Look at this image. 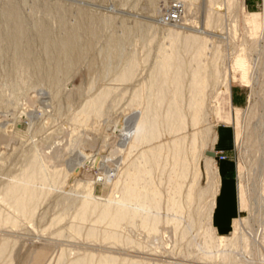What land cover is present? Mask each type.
<instances>
[{"label":"rangeland","instance_id":"1","mask_svg":"<svg viewBox=\"0 0 264 264\" xmlns=\"http://www.w3.org/2000/svg\"><path fill=\"white\" fill-rule=\"evenodd\" d=\"M140 1L143 2V0ZM140 1L0 0V209L4 213L14 215L20 223L14 228L9 225L0 226V239H8V246L0 256V264H70L79 258H85L84 264H98V259L104 255L117 258V264L131 258L157 264H258L259 257L264 258V199L260 200V196L264 197V138L261 139L262 151L256 152L254 148L249 150L246 156L245 154L243 156L241 151L242 147L249 144L246 142L251 135L249 131L253 128L252 134L256 133L255 125L262 128L259 132H264V0L213 1L216 9L213 14L214 25L212 23V28L208 29L212 36L207 42L209 48L207 63L210 62L218 47H221L223 54L218 65L222 73L217 81L210 76L211 82L206 88L205 117L202 121L203 130L201 129L203 134L197 136L199 152L196 156H192L187 149L186 155L191 164V172L184 184L181 197L184 201L194 179V167H196L194 165L198 163L202 175L195 189L198 192L204 188L208 192L201 202H194L189 209L195 213L194 215L198 212L202 217V213L208 209L215 191L213 189H216L213 183L214 177H208L205 171L206 157H209L205 153L214 151L216 154L218 152L226 154L227 158L223 160H219L217 155L213 158L216 159L218 166L230 165L233 168L234 180L236 184L239 183L238 200L241 208L238 214L241 219L236 224L246 219L243 225L247 223L251 229L253 228L252 230H259L261 237L258 246L251 248L252 250L258 248V251L250 250L249 253L246 251V254L240 252L244 258L237 254L239 251L236 252L245 262L240 261L241 259L234 253L236 256L231 259L236 261L223 260L222 254L219 255L218 251L214 252L217 255L212 254L213 259L202 257L203 253L201 255L200 250L202 237L199 226L195 224L192 229L189 222L187 224L189 220L187 214V218L184 216L178 227L168 223L171 216H174V212L170 209L167 180L171 165L163 170L162 167L156 168L154 174V179L159 182L163 196L162 222L157 233H150L147 228L133 227L126 221L123 228L118 229L121 234L120 240L114 241L105 234L107 229L111 230L108 222L114 211H111V214L102 221L96 222L101 215L103 202H107L108 195L112 194L106 187L108 181L101 180L102 177L98 173L104 172L102 169L104 166L114 168L113 162L109 163L106 156L109 154L112 138L117 135L116 130L120 129L117 116L122 115L135 85L149 80L157 60L159 46L168 40L165 37L168 34V27L172 25L171 19L174 18L170 9L175 0H166V4L162 2L164 0L158 1L160 9L153 12L144 8L146 1L145 3ZM190 2L191 0H187V5H190ZM195 5L200 7L199 14L191 17L192 13H189L184 20L176 21L190 25L194 21L201 20L205 2L198 0ZM60 12L64 15V20L60 18ZM9 14H16L15 21L10 19ZM107 16H109V22L105 24L103 19ZM196 16L200 18L197 19ZM91 18L95 19L96 33L94 35L82 33L83 40L80 42H85L88 37L92 43L83 49L81 61L72 66L67 75L59 77L60 83L58 81L57 87L51 84L48 78V81L47 79L39 81L38 75L48 74L49 59L44 41L41 39V29L46 27L49 29L48 43L52 45L49 44L52 48L55 45L53 41L57 42L61 36L73 32L74 26L79 23L90 24ZM138 20H143L145 23H149L150 20L153 22L148 24V29L144 32L134 27H131V31L125 29L126 25L133 26L134 21ZM19 23L24 24V28L29 32H27L26 40L19 45L22 49L28 48L30 57H33L31 60L35 59V68L32 70L28 69L26 58L14 57L15 45L8 40ZM124 33L127 40L126 53L137 54L140 65L135 78L123 85L116 81V70L105 76L100 75L99 72L103 60L113 50V46L109 43L111 38L116 35L123 37ZM122 61L120 65L118 64L119 68L124 65L125 60L123 63ZM209 67L211 70L208 68V73L213 75V67ZM226 73L229 75L230 91L225 89L224 81H222ZM251 73L254 76L252 84ZM106 86L113 88L105 103L106 114L100 122L98 139L95 137L96 140L91 148L86 146L88 152L85 154L84 151L87 149L84 148L83 141H87V131L76 123L73 117L87 100L95 97L97 92L99 93ZM255 109L257 111L253 113ZM255 114L257 117H254ZM258 121L260 123H257ZM190 125L186 140L188 148L192 138ZM215 133L220 136V142L217 145L216 142L214 143ZM241 135H243L242 138ZM223 144L231 147L227 150H219ZM36 151L45 156L51 155V162L46 165L50 171L58 170L59 174L54 176L52 173L53 180L46 186H41L38 182L40 187L34 210L21 215L12 208L10 201L3 199L10 183L20 178L30 165V160ZM256 153L257 160H255ZM163 158L172 159V155L166 157L164 154ZM259 162L262 163V172L259 170V165L257 168ZM71 166H74L73 170L70 174H66V170ZM94 179L99 180L93 188L98 203L97 208L91 210L85 220L80 221L78 212ZM119 194V192L114 193L112 204L115 203V198ZM189 209L186 208V212ZM63 215V219L58 221ZM202 218L203 222H206L205 213ZM75 221L81 222L82 225L79 235L69 229V224ZM93 226L96 227L97 234L91 237L88 231ZM228 233L229 230L225 232V234ZM199 237L201 238L198 239ZM91 257H93L92 260H90Z\"/></svg>","mask_w":264,"mask_h":264},{"label":"bare ground","instance_id":"2","mask_svg":"<svg viewBox=\"0 0 264 264\" xmlns=\"http://www.w3.org/2000/svg\"><path fill=\"white\" fill-rule=\"evenodd\" d=\"M144 1H146V7H144L146 8V10L148 9L150 12H153L157 9H160L158 7V1L160 0H143V2H140L145 3ZM186 1L187 0H182L181 2L183 3H181L179 2V0H175L172 4V8L170 7V13L175 18V22L171 19L172 25L168 27V34L165 37L168 38V40H165L166 43L163 42L159 46L157 60L153 66L152 71L150 70L151 73L148 80L149 84H147L148 81H145L138 85H135L136 87L132 91V95L128 100L127 105L124 107L122 115L117 116L119 117L117 124L118 127L120 126V129L116 130V136H114L113 134L114 138H112L113 140L111 141L112 145L109 150L108 156H106L107 160H109V163L113 162L112 167L114 168L111 169L104 166L105 169L102 168L104 172L100 174L98 173V175L102 177L101 180L105 179V181H108V184L106 183V187L110 193L112 192V194L108 195L109 199L107 197V202H103L101 215L98 217L96 222L102 221L106 216H109L111 214V211H114V213H112V216H110V221L108 222L111 230L107 229L105 233L109 239L114 241L120 240L121 234L118 229L123 228L126 221H128V223L133 227L139 226L149 229L150 233H157L158 227L162 222L161 210L163 196L161 193L159 182H156V180L154 179V174L156 168L162 167L163 170L171 165V170H169L168 172L167 180L169 184L168 196L170 209H172V211L174 212V216H171L172 218L170 219L167 217L169 219L168 223L170 225L172 224L173 227H178V225H180L181 219L183 220V217L187 214L189 219L187 220V224L189 222L191 228L192 226L197 224L199 226L198 228H200L199 230H201L200 235L202 237V242L200 245V250L201 255L203 253L202 257L205 256L208 259H213L212 254L217 255L214 252L218 251V254L220 252L219 255L222 254L221 256L223 257V260L231 261V257L233 258L237 254L240 255V257L241 255L243 256V254H240V252H245L246 254V251L249 253V251L252 250V247H257L258 242L260 241L261 233L258 232L259 230H252L253 228L251 229L250 226L247 225V223L243 225L246 219H242V222H238L233 232H231V234L229 235H222L217 233L214 227V212L217 205V200L215 198L217 186L215 183L217 182L218 176V168L215 163H213L215 162V159L213 158L215 156L208 155L207 151L205 153L207 156H209L206 157L205 171L207 172L206 174L208 175V177H214L213 183L215 185L214 188H216L213 189L215 191L212 195L208 209L205 210L206 212H203L205 213L206 222H203L202 212L201 217L200 213L196 211L197 215H194L195 213H192L189 209L191 206H193L194 202H201V200L206 196V193L208 192V190H205L204 188L200 189L198 192L195 189V186L202 175L198 163L194 165L196 167H194L193 182L185 195L184 201L181 200L184 184L186 183V180L191 172V164L190 162H188V158L186 155L187 149H189L192 156H196L199 152L197 136L200 135L202 133L201 131L203 130L202 121L205 117L204 108L207 91L206 88L210 84V79L212 77H214L216 81L219 79V77H221L222 71L218 63L223 54L221 47H218L211 60H209L210 62L207 63V57L209 54L207 42L210 41L209 38H211L212 36L211 31L209 32V28H212L213 14L215 12L214 9H216L213 6V4L216 5L215 3H213V1L215 2L216 0H204L205 8L203 17H201V20L194 21L190 25L189 23L188 25L185 23H181V21L177 22L176 20H184L189 13H192L191 17H194L195 14H199L201 10L200 7L195 5V2H197L198 0H191L190 5H187ZM162 2H165L164 4L167 3L166 0ZM144 8L142 6V9ZM13 12H15V10ZM17 14H19L18 11ZM60 14V18L64 20V15L61 12ZM15 15L16 14H9L10 19L14 20V18L16 17ZM200 16H196L197 19L200 18ZM187 20L188 19H186V21ZM94 21L95 19L91 18L90 24L84 25L83 22L79 23L74 26V30H72L73 32H70L68 33V35H65L63 37L61 36V38H59L57 42L53 41L55 42V45H53L55 49H52L53 47L51 48V44L48 43V40H50L49 29L47 27L41 29V39L44 41L46 53L49 54V59L47 67L48 74L44 75L42 73V75L40 76L37 74V78L39 81L42 82L44 81V79L48 78L52 82L51 84H55V87H57L59 77L61 75H67L70 72L72 66L78 64L81 61L83 49L86 46L88 47L92 43L90 38L87 37L86 41H83L84 44H82L83 42H80L81 40H83L81 39L82 33L86 32L88 35H94L96 33ZM103 21L105 24L108 23L109 16L105 17ZM18 22L19 21H17V23ZM152 22L153 21L150 20L149 23H145L143 20H138L136 22L134 21L135 24L133 26L126 25V27H124L128 30H130L131 27H134L137 28V30L144 32L148 29V24ZM22 23L18 24L15 31H13L14 34H12L11 36L8 35V40L11 44L15 45H12L14 46V57L17 59L18 57H24V59L26 58L28 69L32 70V68H35V59L31 60L32 56L30 57L31 54L28 48L22 49L19 45L23 42V40H26L27 34L29 33L28 31H26V29L24 28V24ZM124 36H126V34L123 35V37H119V35H116L115 37L111 38L110 36L111 40L109 43L113 46V50L103 60L99 72L101 73L100 75L105 76L107 74H110L111 72L113 73V71L116 70V81L120 82V84L123 85L135 78L140 65L138 61L139 57L137 58V54H131L132 52H128L129 54L126 53L125 44L127 43V40ZM27 57L30 58L28 59ZM186 57L187 59L189 58V60H187ZM122 60H125L124 65L119 68L120 62ZM146 60H148L147 57ZM210 63L211 65H209ZM209 66L213 67V75H209L208 73V68H210ZM252 73L250 74L251 84L254 81V76L252 75ZM210 76L212 77L210 78ZM99 77L101 78V76ZM116 81L113 80V82L115 83ZM222 81H224L225 89L229 91V75L227 73ZM111 90H113V88L107 86L103 90L101 89L99 93L97 92V95L95 97L87 100L82 109L73 117L74 121L80 124L81 127H84L87 131V141L82 140L83 143H85L84 148H86V146L91 148L94 141L96 140L95 137L97 138L98 136L100 122L102 121L104 114H106L105 103L109 98ZM256 111L257 110L255 109L253 113H256ZM254 117H257L256 114ZM257 123L260 122L258 121ZM114 124H116V122ZM189 125L191 126L190 128L192 131L190 148L187 147L188 144L186 143V140L188 138ZM250 127L252 128V126ZM259 129L262 128H259L258 125H255L254 132L256 131V133L253 134L251 130H248L251 135L249 136V141H247L248 139L246 140V142H249L248 146L246 145L241 149V151L243 152V156L244 154L246 156L248 151L254 150V148L256 149V152H258L259 150L262 151L260 147H262L261 145H263V141H261V139L264 138V132H259ZM208 131L209 127L207 128V132ZM242 136L243 135H241V138ZM216 140L217 137H214V143L216 142ZM84 152L86 154L88 152V149ZM164 154H166V157L170 156L171 154L172 159L163 158ZM50 157L51 155L45 156L36 151L30 160L31 163L28 168L22 173L20 178L12 181L13 183H10L9 187L7 188L3 200L10 201L12 203V208H14V210L21 215H26L28 212H31V210H34L38 195V189L40 187L38 182L41 183V186H46L47 183L52 182L53 175L55 176L59 174L58 170L50 171L48 169L46 163L51 162ZM257 157L258 156L256 153L255 160H257ZM261 164L262 163L259 162L257 164V168L259 165V170L262 172ZM73 168L74 166L68 168V170H66V174H70ZM258 176H260V174ZM95 179L94 181H91L88 194L82 200L80 211L78 212V218L80 219V221L85 220L88 213L91 210H95L97 208L98 203L96 201V195H94L93 188H95V185L97 184V182H99V180L95 181ZM209 179H211V177ZM115 192H119L120 194L117 198H115V203L112 204L111 200H113ZM260 198V200L263 201V195L260 196ZM186 208L189 209L188 212H186ZM187 216L184 218H187ZM63 217L64 215L61 216L58 221L63 219ZM4 225H9L14 228L18 227L20 223L14 215L4 213L0 209V226ZM69 229L79 235L82 230L81 222H71L69 224ZM88 234L91 237L95 236L97 234L96 227H91L88 231ZM201 237H199L198 239H200ZM7 241L8 239H0V256L8 246ZM255 250L258 251V248L252 251ZM236 252L238 253L236 254ZM233 253L236 255H234ZM238 255L237 257H239ZM243 258H240V261H243ZM92 259L93 257L90 258V260ZM84 261L85 258H79L76 261L71 262L70 264H84ZM232 261L236 260L234 259ZM98 264H117V258L104 255L98 259ZM118 264L157 263H146L145 261L131 258L124 259L122 263ZM258 264H264V258L262 256L259 257Z\"/></svg>","mask_w":264,"mask_h":264},{"label":"crops","instance_id":"3","mask_svg":"<svg viewBox=\"0 0 264 264\" xmlns=\"http://www.w3.org/2000/svg\"><path fill=\"white\" fill-rule=\"evenodd\" d=\"M215 137H217V145L220 142V136L215 133ZM230 147L223 144L219 150H227ZM213 163L218 168L217 182L215 181L217 205L214 212V227L218 234L229 235L233 232L236 222L241 219V216L238 215L241 210L238 200L239 183L236 184L234 180L232 166L223 165L220 167L217 162ZM227 230L229 233L225 234Z\"/></svg>","mask_w":264,"mask_h":264},{"label":"built area","instance_id":"4","mask_svg":"<svg viewBox=\"0 0 264 264\" xmlns=\"http://www.w3.org/2000/svg\"><path fill=\"white\" fill-rule=\"evenodd\" d=\"M175 14H176V13H175ZM176 18H177V17H176ZM172 21H174V18H173ZM217 156H218L219 160H223V159H226V158H227V155L224 154V153H222V152H218V153H217Z\"/></svg>","mask_w":264,"mask_h":264},{"label":"water","instance_id":"5","mask_svg":"<svg viewBox=\"0 0 264 264\" xmlns=\"http://www.w3.org/2000/svg\"><path fill=\"white\" fill-rule=\"evenodd\" d=\"M207 154H208V155H212V156H215V155H216V153L213 152V151H207Z\"/></svg>","mask_w":264,"mask_h":264}]
</instances>
